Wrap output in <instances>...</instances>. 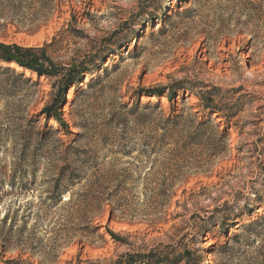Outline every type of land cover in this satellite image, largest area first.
<instances>
[{"label":"rangeland","instance_id":"374dc122","mask_svg":"<svg viewBox=\"0 0 264 264\" xmlns=\"http://www.w3.org/2000/svg\"><path fill=\"white\" fill-rule=\"evenodd\" d=\"M66 1L68 4L62 6L48 26L34 34L29 33L32 28L28 26L23 30L12 25L0 28V42L23 48L49 45L48 55L58 65L67 66L88 60L93 55H108L103 67L109 68V76L99 86L86 87L88 76L77 93L75 87L67 91L69 104L65 107L64 118L73 135L61 131L58 139L69 144L77 135L86 134L87 138L75 146L94 149L101 142L98 136H94L96 130L104 128L117 104H133L134 101L128 98L133 91L168 88L181 81L189 83L184 89L194 87V94H186L184 100L177 97L176 107L186 116L193 114L198 119L203 118L198 108L200 96L221 90V107L226 117L213 115V129L216 127L229 133L228 149L219 157H211L207 151L209 147L195 148L185 160H177L173 151L176 146L171 144L157 158L139 159L137 153L131 159L117 158L116 169L141 165L143 178L145 174H151L147 177L149 180L163 166L168 167L167 174L173 173V169H182L188 183L177 186L168 206L157 211L151 183L147 186L142 181L121 204L124 207L116 208L123 196L115 200L117 204L105 207L96 222L100 236L83 237L81 232H73L71 229L76 227L67 224L61 210L54 211L48 218L43 217L46 212L39 199L46 197L48 186L41 185L47 176L46 168L41 169L34 191L18 200L6 195V200L0 201V264L7 261L17 264H112L127 254L155 248L163 253L177 249L178 245L195 251L202 257V264L262 263L264 235L255 245L249 246V241L238 245L235 251L240 254L230 252L224 255L221 249L230 239L222 228L215 227L201 237L193 229L186 230L185 226L197 223V217L211 216L216 208L225 204H239L243 208L250 203L255 206L252 217L264 216V206H260L259 201L254 202L258 193L264 199V0ZM195 1L199 12L193 19L178 15L193 7ZM162 5L167 9L160 10ZM167 10L168 16H165ZM85 13H90L92 18ZM135 31L138 38H131ZM202 32L207 36H202ZM114 33L118 35L115 37ZM215 38L217 43L213 42ZM119 41L127 45L122 51L114 47ZM110 50L116 51L115 54H109ZM10 67L34 81L38 80L41 86L32 98L28 97L26 89L11 98L8 92L13 91L11 84L0 80V130H17V127L24 126L23 118L27 121L29 115L43 109L54 81L38 78L14 63ZM103 74L100 70L94 77ZM140 101L160 102L164 115L170 114L171 105L166 98L159 101L142 97ZM231 113L237 115L229 119ZM161 119L159 113L151 116L152 130ZM40 121L39 130L58 126L54 120L40 118ZM75 124L89 126L90 130H81ZM5 142V150L9 152L0 156L1 167L15 161L12 148L20 141L6 138ZM107 162L115 164L111 158ZM10 169L9 166L8 174ZM77 192H81L80 188ZM69 197L67 195L66 199ZM63 209L67 210L66 207ZM111 210H114L115 220L109 223ZM6 213L10 214V220L3 225L1 221ZM27 215L28 220L25 219ZM14 217L16 223H13ZM249 222L248 218L243 221L244 224ZM12 224L15 225L13 230ZM238 229L239 224L230 230V234ZM184 235L187 236L180 241Z\"/></svg>","mask_w":264,"mask_h":264},{"label":"trees","instance_id":"16d2710c","mask_svg":"<svg viewBox=\"0 0 264 264\" xmlns=\"http://www.w3.org/2000/svg\"><path fill=\"white\" fill-rule=\"evenodd\" d=\"M167 1V0H165ZM170 2L173 0H169ZM181 2V0H177ZM68 1L65 0H0V28L9 25L17 26L23 30L25 26L31 27L29 33L34 34L53 20L54 16L60 12L62 6H66ZM197 2L194 6L186 8L178 13L185 19H193L194 15L199 12L196 9ZM167 9L162 5L160 10ZM169 10L165 12V16ZM85 16L92 18L90 13ZM158 20L159 18L156 17ZM1 22H4L2 24ZM76 22V21H75ZM71 23H69V26ZM207 36V33H200ZM118 33H114L116 37ZM134 38H138V32L132 33ZM210 36V35H208ZM207 39V38H206ZM54 42L56 39L53 40ZM214 43L218 39H213ZM124 41L117 42L114 47L118 51L126 48ZM23 48L16 44H6L0 42V80L9 82L11 98L19 95L21 89H26L28 97L36 96L41 83L34 81L31 77H26L25 73L17 72L10 67L16 64L23 68L24 71H30L36 74L38 78L54 79L52 91L49 93V99L45 107L39 112L29 115L30 119L25 121L24 126L0 130V156L8 153L5 150L6 138L19 140L12 148V156L15 161L9 165L10 174L7 172L8 164L5 167L0 166V201L6 200V195L13 196L17 200L24 197L36 188L39 176L38 172L46 168L47 172L41 185L48 186L45 191L46 197H41L40 205L44 207L47 217L52 215L56 210L62 211V217L70 225L76 228L71 230L81 232V236H100L97 219L105 212V207L117 202L118 207L133 192V188L141 185L152 187L157 202V211L165 209L172 197L175 196L174 189L181 184L188 183V179L183 175L182 169H173V173L167 174L168 167L157 172L153 179L149 180L151 174H145L144 168L132 166V168L116 169L118 159L126 160L133 158L137 153L138 158L151 159L157 158L165 147L175 145L173 150L177 160H185L195 148L209 147L208 154L211 157H219L228 149L230 135L228 132H222L213 125L215 119L213 115L224 118L225 111L221 107L223 94L221 90H214L200 96L198 106L202 119L198 116L179 112L176 104L177 97L183 100L186 94H194V87L184 89L189 83L174 82L168 88L150 87L133 91L128 95L133 104L119 103L117 108L112 111L109 118L99 127L94 136L101 140L99 146L91 149L89 147H76L81 141L87 138L86 134H79L73 142L67 144L65 141L58 139L59 132L64 131L67 135H73L68 123L65 122V107L69 104L66 99L67 91L76 88V93L80 90V85L84 83L85 77H90L85 86L93 89L99 86L102 81L108 78L109 68L103 67L108 55H93L84 61H77L67 66L58 65L51 56L48 55L47 48ZM116 51L110 50L109 54H115ZM113 67V66H111ZM103 70V75L94 77L97 71ZM13 85V86H12ZM19 90V91H17ZM169 90V91H168ZM168 91V92H167ZM156 98L161 100L166 98L170 103V114L164 115L161 111L160 102L142 103L140 98ZM32 98V97H31ZM26 108V107H25ZM159 113L162 116L161 122L155 125L152 130L153 120L151 116ZM235 114V115H234ZM237 113H231L228 118H233ZM40 118L45 121L54 120L57 127H47L39 130ZM81 130H90L89 126H78ZM133 127V128H132ZM218 127V126H217ZM152 130V131H151ZM18 136L16 137V135ZM142 135L138 138L137 135ZM5 139V140H4ZM105 152V153H104ZM203 155V154H202ZM111 158L115 164L107 162ZM80 188V193L77 189ZM6 190V191H5ZM69 195V199L66 196ZM259 201L260 206H264V199L259 197V193L254 197ZM67 200V201H65ZM127 201V200H126ZM253 201V200H252ZM225 204L216 208L209 217H197V223L186 224V230H194L201 237L211 233L215 227L222 228L223 233L230 239L222 247V254L227 255L230 252H236V247L241 246L244 241H249V246L255 245L259 238L264 235V216L252 217L255 206L250 203L245 207H239V204L228 206ZM30 207H33L30 205ZM66 207L67 210L63 209ZM119 210V209H118ZM120 211V210H119ZM17 213V212H16ZM125 215L124 212H120ZM109 223L114 221V210L109 213ZM38 220V216H36ZM252 217V218H250ZM29 215L25 217L28 220ZM248 218L249 223L243 221ZM10 214L6 213L1 223L8 224ZM24 222V230L27 228L28 221ZM17 219L14 217L13 223ZM154 224V223H152ZM239 224V229L230 234L231 229ZM15 225L12 224V230ZM184 229V230H185ZM183 230V231H184ZM107 232H110L107 227ZM184 235L180 241L184 240ZM11 240V239H10ZM6 251V247L2 246ZM259 257L261 255L259 254ZM202 257L195 251L178 245L177 249L160 252L158 248L150 249L147 252H137L127 254L120 260L112 264H202ZM3 264H17L15 261H7ZM259 264H264V261Z\"/></svg>","mask_w":264,"mask_h":264}]
</instances>
